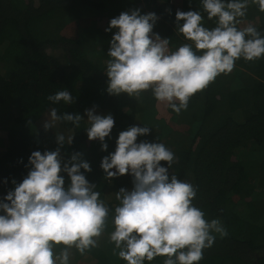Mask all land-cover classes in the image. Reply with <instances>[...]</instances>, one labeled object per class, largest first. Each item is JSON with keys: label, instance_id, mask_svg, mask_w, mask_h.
Listing matches in <instances>:
<instances>
[{"label": "trees", "instance_id": "trees-1", "mask_svg": "<svg viewBox=\"0 0 264 264\" xmlns=\"http://www.w3.org/2000/svg\"><path fill=\"white\" fill-rule=\"evenodd\" d=\"M175 1L173 5L172 0H0V118L13 124L0 150V201L7 202L4 197L27 176L33 151L43 154L59 147L66 162L79 153L80 160L91 167L90 172L81 169V173L96 186L94 190L100 192L110 213L103 243L100 237L97 247L83 255L73 249V264H82L83 259L87 264H127L115 254L119 250L109 239L119 201L116 195L109 200L108 194L120 188L131 191L133 177L128 173L106 178L101 162L115 151L121 131L144 127L141 122L145 119L151 131L139 136L137 143L159 142L170 149L177 160L169 168V176L174 174L194 185L197 194L193 204L208 221L220 219L228 231L227 237L217 236L213 246L204 250L199 264H264V198L253 183L258 180L264 184V57L237 60L230 74H221L192 96L180 114L165 104L170 121L186 126L185 134L156 119L157 101L151 91L139 98L107 92L108 49L118 29H105L122 12L139 9L141 15L155 13L158 19L153 32L169 39L170 51L191 43L176 30L177 10L199 11L205 27H216V18L209 20L203 11L202 0ZM242 19L256 22L257 31L264 36V12L258 5L250 2ZM61 90L69 91L73 103L47 99ZM53 108L61 116L83 117L93 108L95 113L111 114L115 123L104 141L107 149H102L98 139L94 146L87 142L89 125L85 126L84 119L79 127L68 121H52ZM46 120L58 126L49 128L50 137L41 135L40 126ZM59 133L72 136V143L58 144ZM161 166L167 168V162L161 161ZM60 175L67 188L70 177L63 171ZM237 201L241 205L247 202L251 210L235 211ZM165 258L158 256L145 264H163Z\"/></svg>", "mask_w": 264, "mask_h": 264}, {"label": "clouds", "instance_id": "clouds-1", "mask_svg": "<svg viewBox=\"0 0 264 264\" xmlns=\"http://www.w3.org/2000/svg\"><path fill=\"white\" fill-rule=\"evenodd\" d=\"M250 2L264 12V0H202L207 18H216L211 30L204 26L201 12L177 10L176 30L191 43L174 51L169 49V39L153 32L158 19L155 13L141 15L136 9L112 18L105 31H118L108 49V94L139 98L151 91L157 102L180 114L192 96L221 74H230L237 60L264 57V36L256 27H237ZM47 99L73 103L67 90ZM50 116L52 121H68L76 127L83 119L78 114L58 115L55 108ZM86 116L88 139H98L106 150L104 141L114 127L113 116L97 115L95 108L86 110ZM43 127L47 131L53 124L46 120ZM150 131L147 126L121 131L115 151L102 159L106 178L128 173L133 177L131 191L120 188L116 193L119 204L114 208L110 242L127 264H145L158 256L166 257L163 264H199L204 250L213 246L217 236L227 237L228 231L220 219L208 221L193 204L194 185L174 174L169 176V168L177 160L170 149L159 142L137 143L139 136ZM57 143H65L64 135H57ZM79 157V153L73 154L62 165L59 147L31 153L27 176L18 184L13 181L16 186L4 197L7 202L0 201L5 213L0 215V264H70L73 249L83 255L97 247L110 209L81 173V169L90 172L91 167ZM161 161L168 167L161 166ZM62 171L70 177L67 188ZM57 246H61L58 253Z\"/></svg>", "mask_w": 264, "mask_h": 264}, {"label": "rangeland", "instance_id": "rangeland-1", "mask_svg": "<svg viewBox=\"0 0 264 264\" xmlns=\"http://www.w3.org/2000/svg\"><path fill=\"white\" fill-rule=\"evenodd\" d=\"M172 4L174 5V4H176V1L175 0H172ZM249 24H251L252 26H256V22H254V21H250V20H247V19H242V22L240 23V25H242V26H244V27H246V26H248ZM56 54H57V52H56ZM164 106H165V104L164 103H160V107H159V102H157L156 103V106H155V110H156V112H157V115H156V119H161V120H163L165 123H167L172 129H173V127L175 128L174 130H175V132H177V133H179V134H185V131H184V129H186V126H181V125H178V124H173L171 121H170V115L166 112V108L164 109ZM95 114H97V115H103L102 113H95ZM84 119V120H83ZM83 122H84V124H85V126H87L88 125V121H87V117H86V115L85 116H83ZM149 120H151V118H149ZM142 126H147L150 122L147 120V119H145V120H143L142 122ZM53 124V127L52 128H54V129H57L58 128V126H57V123H52ZM43 125V124H42ZM9 127H13V124H12V122L11 121H9V120H4L2 117L0 118V150H2V145H5L6 144V139H5V136H6V131H7V129L9 128ZM40 128L42 129V132L43 133H41V135L43 134V135H45V136H47V137H50L49 135H48V132H49V129L46 131L45 129H44V127L43 126H40ZM60 134V133H59ZM63 135V134H62ZM64 137H69L68 135H65L64 134ZM57 138V137H56ZM65 141L67 142V139L65 138ZM93 141H95V140H88L87 142L88 143H90L91 144V146L93 145ZM65 142V143H66ZM94 146V145H93ZM50 148H52V146L50 147ZM49 148V149H50ZM46 149V148H45ZM91 149V148H90ZM94 150V149H93ZM92 150V151H93ZM49 151V150H48ZM69 160H67V162H68ZM62 162H66L65 161V159H63L62 158ZM69 166H71V165H69ZM62 173V172H61ZM60 173V174H61ZM253 178V177H252ZM253 183H254V185L256 186V190L258 191L257 192V194H260L263 198H264V184H262L261 182H258V180H256V181H253ZM110 192L111 193H109L108 195H110V199L109 200H111V198H113V196H115L116 195V191L113 193V191H111L110 190ZM246 200H248V203L250 204V202H252L251 201V199L250 198H248V199H246ZM236 204H235V206L236 207H234V210L235 211H238V210H245L246 209V211L247 210H251V208L248 206V204H247V202L245 203L244 202V204L243 205H241V201L240 202H235ZM101 237H103V235H101ZM103 241H104V237L103 238H101L100 240H99V242L102 244L103 243ZM70 264H73V261H71V259H70ZM82 264H87V259H83V261H82Z\"/></svg>", "mask_w": 264, "mask_h": 264}]
</instances>
